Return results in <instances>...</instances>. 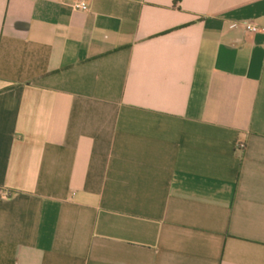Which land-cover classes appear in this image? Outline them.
I'll return each instance as SVG.
<instances>
[{
	"label": "crops",
	"instance_id": "1",
	"mask_svg": "<svg viewBox=\"0 0 264 264\" xmlns=\"http://www.w3.org/2000/svg\"><path fill=\"white\" fill-rule=\"evenodd\" d=\"M244 22L264 0H0V264H264Z\"/></svg>",
	"mask_w": 264,
	"mask_h": 264
},
{
	"label": "built area",
	"instance_id": "2",
	"mask_svg": "<svg viewBox=\"0 0 264 264\" xmlns=\"http://www.w3.org/2000/svg\"><path fill=\"white\" fill-rule=\"evenodd\" d=\"M72 9L73 11L76 12H88L89 11V5L86 2H77L72 4ZM243 28L247 33L250 34H255V33H259V32H264V29H261L260 27H258L255 24H252L250 22H244L241 25L239 24H235L232 26V29H236V28ZM243 148V146H240Z\"/></svg>",
	"mask_w": 264,
	"mask_h": 264
}]
</instances>
